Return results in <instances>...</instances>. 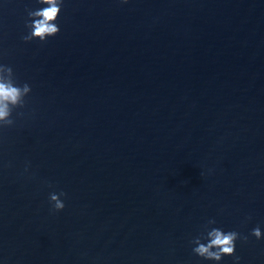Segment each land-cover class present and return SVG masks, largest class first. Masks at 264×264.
Returning a JSON list of instances; mask_svg holds the SVG:
<instances>
[{"label": "water", "instance_id": "obj_1", "mask_svg": "<svg viewBox=\"0 0 264 264\" xmlns=\"http://www.w3.org/2000/svg\"><path fill=\"white\" fill-rule=\"evenodd\" d=\"M37 6L4 0L39 264H213L188 242L207 217L264 232V0H64L25 41ZM234 254L264 264V237Z\"/></svg>", "mask_w": 264, "mask_h": 264}, {"label": "clouds", "instance_id": "obj_2", "mask_svg": "<svg viewBox=\"0 0 264 264\" xmlns=\"http://www.w3.org/2000/svg\"><path fill=\"white\" fill-rule=\"evenodd\" d=\"M35 2L37 7L27 9L28 19L24 23L28 31L21 37L25 41L32 39L44 41L60 30L57 21L64 0H35ZM30 91L31 85L27 81H18L13 67L0 60V129L14 123L13 110L24 106L25 98ZM24 170L28 171L27 163ZM64 195L63 190L49 192L48 200L52 210L64 208V200L61 199ZM248 219L250 217H245L242 222L246 223ZM249 234L257 240L264 237L259 223L250 229ZM249 234L239 232L235 228L226 229L219 226L216 218L209 216L201 225L200 231L191 236L188 242L192 246L191 251L206 261L216 264L221 261L223 256L230 255L233 264H238L241 258L234 254L236 242L237 240L247 241ZM0 264H3L2 260H0Z\"/></svg>", "mask_w": 264, "mask_h": 264}]
</instances>
